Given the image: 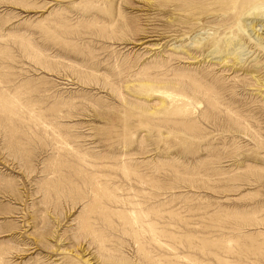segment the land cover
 Wrapping results in <instances>:
<instances>
[{"label": "rangeland", "instance_id": "obj_1", "mask_svg": "<svg viewBox=\"0 0 264 264\" xmlns=\"http://www.w3.org/2000/svg\"><path fill=\"white\" fill-rule=\"evenodd\" d=\"M0 264H264V0H0Z\"/></svg>", "mask_w": 264, "mask_h": 264}]
</instances>
